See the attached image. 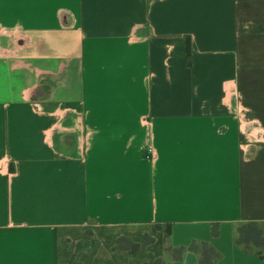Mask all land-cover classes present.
Returning a JSON list of instances; mask_svg holds the SVG:
<instances>
[{"label": "crops", "instance_id": "0c3cea01", "mask_svg": "<svg viewBox=\"0 0 264 264\" xmlns=\"http://www.w3.org/2000/svg\"><path fill=\"white\" fill-rule=\"evenodd\" d=\"M248 223L264 0H0V264H264Z\"/></svg>", "mask_w": 264, "mask_h": 264}, {"label": "trees", "instance_id": "16d2710c", "mask_svg": "<svg viewBox=\"0 0 264 264\" xmlns=\"http://www.w3.org/2000/svg\"><path fill=\"white\" fill-rule=\"evenodd\" d=\"M217 226H212L211 236L213 238L218 236ZM170 234V228L166 227V235ZM236 245L241 247L244 253L251 254L259 259H263V232L259 225L255 223H248L240 226L236 231ZM117 247L120 243L117 242ZM130 249L135 250L136 245H130ZM186 251L193 252L198 255L199 264H215L221 256L213 249L208 242H195L193 241L188 248L179 247L172 249L169 246L166 252L172 255L174 261H180ZM154 264H165L163 261L158 260Z\"/></svg>", "mask_w": 264, "mask_h": 264}, {"label": "rangeland", "instance_id": "374dc122", "mask_svg": "<svg viewBox=\"0 0 264 264\" xmlns=\"http://www.w3.org/2000/svg\"><path fill=\"white\" fill-rule=\"evenodd\" d=\"M146 241H147V240H146ZM147 242H148V241H147ZM147 242H146V243H147ZM171 257H172V255H171ZM165 263H166V262H165Z\"/></svg>", "mask_w": 264, "mask_h": 264}]
</instances>
